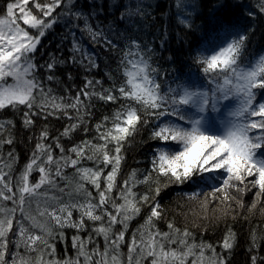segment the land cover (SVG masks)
<instances>
[{
    "label": "snow or ice",
    "instance_id": "snow-or-ice-1",
    "mask_svg": "<svg viewBox=\"0 0 264 264\" xmlns=\"http://www.w3.org/2000/svg\"><path fill=\"white\" fill-rule=\"evenodd\" d=\"M30 2L34 4L37 14L28 8ZM117 6V2L110 5L112 8ZM196 6L195 0H175L180 25L192 28L191 17ZM223 6L222 0L215 5L217 8ZM146 7L150 5H145L144 0H136L135 5L130 0L123 6L118 19L127 21L131 27L147 17ZM58 8L62 10L55 12ZM103 10L101 4L99 11L85 12L82 7H76V0H45L43 3L38 0H15L7 4L5 15L0 16V109H15L19 105L29 110L39 107L42 112L51 109L48 115L62 112L69 119L82 120L83 117L69 115L70 110L79 113L83 108L85 112L88 111L81 96L89 101L96 97L115 102L118 97L114 93L118 91L121 97L135 102V105L121 104L111 117V128L101 131L104 124L96 126L98 139L102 143L82 141L68 149V153H74L75 158L65 154L59 138L55 139V147L59 148L61 154L59 157L54 156L52 145L39 142L48 138L47 130L42 132L32 156L17 178L15 192L12 178L9 176L6 180L7 174L0 169V200L18 204L21 212V218L15 220L14 229V219L10 213L16 209L0 205V264H18V260L19 264H33L30 256H22L19 251L10 253L9 262L6 256L10 243L15 244L17 250L23 247L26 253L37 251L38 245L42 244L44 247L39 249L41 256L37 257L34 264H81L80 257H83V264H124L120 253L121 243L126 239L129 222L141 214L144 205H148L151 211L144 224L137 229L139 239L137 233H133L126 264H141L148 258L151 264H186L189 257H196L191 264H198V261L199 264L205 261L207 264H226L222 254L216 253L211 244L189 243L192 234L187 229L180 233L171 223L168 224L167 232L156 228L155 221L161 218V205L157 197L170 185L180 184L195 186L198 191L203 187H211L213 195L224 193L225 202L234 199L228 195L229 188L246 192L250 190L248 185H251L257 189L253 207L264 198V53L246 55L248 33L238 25L220 21V30L209 33L202 45L193 50L190 55L192 67L186 73L181 74L177 69L161 73L158 67L153 66V58L146 55V46L142 47L138 41L130 39L120 60L126 79L118 89L115 83L111 88L104 89L102 81L86 79L84 87L76 96L68 97L71 103H65L64 97L59 98L60 102L57 103L52 90H45L36 72L38 67H45L52 72L58 63L63 64L65 61H57L53 56L46 65L38 66L35 62L38 45L54 24L63 23L66 32L72 37L70 62L80 63L86 68L98 66L95 55L77 40L76 30L82 36L86 35L94 45L103 42L115 49L117 45L108 35L114 29L93 24ZM260 10L264 11V6ZM21 21L27 29L35 30L37 34L22 27ZM80 21H83V26ZM54 79L53 75L47 77L48 81ZM162 80L167 81L166 87ZM97 85L101 86L99 92L96 91ZM37 96L41 97L39 104L36 102ZM30 114L38 113L25 112L26 125L32 122ZM109 119L105 117L104 121L108 122ZM10 123L0 122V131ZM149 124H152L150 139L160 142L153 150L150 169L144 172L134 169L123 184L118 185L123 143L140 125ZM80 126L70 124L61 135L69 136ZM4 142L0 140V143ZM11 142L10 139L7 141ZM110 144L114 145V150L109 148ZM172 145L178 150H174ZM9 160H13L11 153ZM84 160L93 162L94 166H80ZM7 166L11 169L12 163ZM109 166L111 170L107 171L106 176L103 175ZM66 167L75 168L81 181L76 191L82 193V198L76 202L63 203L59 198L47 197L40 192L43 186L57 188L58 180L66 179L63 175ZM37 170L40 173L39 180L33 184L30 177ZM140 175L143 179L139 178ZM250 177L251 180L248 179ZM161 178L164 183H161ZM220 181L222 183L217 187ZM85 183L96 190L98 201L85 187ZM141 184L149 186L144 194L134 191ZM153 184L156 185L154 190L151 187ZM118 187L119 191L114 192ZM189 195L194 198L197 192ZM34 197H42L45 201L44 207L39 210V216L47 218L44 223L24 212V205L27 203L31 207ZM49 199L58 207H52L47 202ZM37 207L40 208L38 201ZM74 211L80 213L77 220L72 219ZM48 220L54 221L59 229L71 227L78 231L85 229L86 220L99 222L93 231L103 236V251L97 246L89 252L85 241L75 236V258L69 257L63 261L43 259L46 250H50L47 251L48 256H55L56 229L48 225ZM26 221L30 222L29 226H26ZM116 225H121L123 230L114 233ZM36 229L42 234H31ZM9 233L17 238L9 241ZM59 236L63 239L62 231ZM233 241L234 234L229 231L222 241V248L230 250ZM91 242L89 237L88 243ZM172 245L178 247L173 248ZM206 250H211V257L205 255ZM257 259L253 256L252 264H256Z\"/></svg>",
    "mask_w": 264,
    "mask_h": 264
},
{
    "label": "trees",
    "instance_id": "trees-1",
    "mask_svg": "<svg viewBox=\"0 0 264 264\" xmlns=\"http://www.w3.org/2000/svg\"><path fill=\"white\" fill-rule=\"evenodd\" d=\"M9 2H15V0H0V16L5 15L6 6ZM38 2L43 3L45 0H38ZM114 2H117L118 6L115 8L110 7ZM129 2L130 0H76V7H82L85 12L99 11V6L103 4L104 10L96 17L93 24H100L105 28L111 27L114 29L108 35L117 45L115 49L103 42L94 45L86 35L82 36L79 30H76V38L81 41L82 47L95 55L96 64L98 65L96 67L86 68L80 63L73 64L70 62L72 37L66 32V26L63 23L54 24L46 32L35 52L36 64L38 66L46 65L53 56L57 61L63 60L65 63H58L52 72L47 71L45 67H38L36 75L43 82L45 90L49 88L52 90V95L57 98V103L60 102L59 98L61 97L65 98V103H71L72 100L68 97L74 98L77 92L84 87L86 79L102 81L104 89L111 88L115 83L118 89L126 79L120 66V60L122 52L125 50V46L129 44L130 39H135L142 47L146 46V55L153 58V66L158 67L161 73L171 72L172 69H177L181 74L186 73L192 67L190 55L193 50L202 45L209 33L220 30V21L229 25H238L248 33L246 55L264 53V11L260 10L264 6L262 0H222L224 6L221 8L215 7L221 0H195L197 6L191 17V29L179 24L175 0H144L145 5H150L145 9L148 13L147 17L142 21L138 20L136 24L129 27L127 21L121 22L118 19L123 6ZM131 3L135 5L136 0H131ZM28 8L34 14H37L33 3L30 2ZM61 10L58 8L55 12ZM80 24L83 26V21H80ZM21 26L27 29V26H24L23 23H21ZM27 30L34 35L37 34L35 30ZM66 36L67 38H65ZM147 49H151V51L148 52ZM132 51H135V49H132ZM49 75H53L55 79L48 81L47 77ZM170 79L171 76L168 77V80ZM162 82L165 83L166 87L167 81L162 80ZM100 90L101 86L97 85L96 91L99 92ZM88 91L91 92L92 89H88ZM114 94L118 97L115 102H106L96 97H92L89 101L81 96V100L87 105L88 111L85 112L83 108L79 113L70 110L69 115L83 117L82 120L78 118L69 119L62 112L48 115L47 112L51 109L42 112L39 107L29 110L25 106L19 105L15 109L12 107L0 109V122L11 121L0 131V140L5 141L0 143V169L7 174L5 176L6 180L9 176L12 178L13 192L16 191L17 178L32 156L41 133L45 130H47L48 138L39 142L52 145L56 157L61 154L59 148L55 147L56 138H59L65 154L71 155L72 158H75V154L68 153L67 150L74 145H78L82 141L102 143L98 139L96 126L104 124L101 131H104L105 128H111V117L120 108L121 104L132 103L135 105L134 101L121 97L118 91ZM36 102L37 104L41 102L40 96H37ZM28 111L38 114H30L29 118L32 122L26 125L24 113ZM210 115L212 114L210 113ZM105 117L110 118L108 122L104 121ZM70 124H80L81 126L72 131L69 136H62L61 133ZM85 128H87V132ZM151 133L152 124L140 125L136 132L123 143L120 172L117 176L118 185H122L134 169L139 172L150 169L153 150L160 145L159 141L150 139ZM9 139L12 141L11 143H7ZM169 143L171 144V142ZM172 146L174 150H178L174 145ZM109 148L114 150V145L110 144ZM10 153L13 157L12 161L9 160ZM10 162L12 163L11 169L7 166ZM80 166L93 167L94 165L93 162L84 160ZM110 170L111 167L109 166L103 175L106 176L107 171ZM54 171L55 166H53ZM63 175L66 179L58 180L59 186L57 188L43 186L40 192L47 197L59 198L63 203L76 202L82 198V193L76 191L78 183L81 182L76 174V169L66 167L63 169ZM39 176V171H34L31 174L30 182L36 183ZM139 178L143 179V176L140 175ZM248 179L251 180L252 178ZM164 182V179L161 178V183ZM220 183L222 181L217 183L216 186L219 187ZM85 187L92 192L98 201L99 196L96 190L87 183H85ZM151 187L154 190L156 185L153 184ZM248 187L250 190L246 192H237L234 188H229L227 190L228 195L234 197V199L225 202L224 193L218 192L213 195L211 187H203L202 190L198 191L195 186L191 185H170L157 197L161 205V218L155 221L156 228L161 232H167L169 231L168 224L171 223L174 228L180 230V233L187 229L192 234L189 237V243L199 244L204 242L205 244H211L216 253L222 254L226 264H252L253 256L258 258L256 264H264V198L253 207L257 189L252 188L251 185H248ZM60 189H64V191L61 192ZM148 190L149 186L144 184L137 185L134 189L139 194H144ZM115 191H119V187ZM193 192H197L194 198L189 195ZM152 194L154 195V191ZM18 199L19 194L17 193ZM37 201L40 205L39 209ZM47 202L52 207H58L51 199ZM44 204L45 201L42 197H34L31 207L27 203L24 205V212L27 215L35 216L41 223H44L47 218L39 216V210L44 207ZM0 205L8 209H16L14 213H10L14 219L15 229V220L21 218L19 205H14L12 201L3 200H0ZM109 209L111 210L110 206ZM150 211V207L144 205L141 214L129 222L128 230L125 233L126 239L120 247L124 264L127 261L128 245L132 242L133 233L136 232L137 239H139L137 229L144 224ZM79 216L80 213L74 211L72 219L77 220ZM106 219L107 217H105ZM47 222L50 227L56 229L55 256H48L47 251L50 250H46L42 256L43 259L63 261L69 257L75 258L77 252V249L73 247V237L75 236H79L81 240L85 241L89 252L97 246H99L101 252L103 251L104 238L93 231V228L98 226L99 222L94 223L86 220L85 229L79 231L71 227L59 229L54 221L48 220ZM25 223L26 226L30 224L28 221ZM145 229H147L146 225ZM121 230H123L121 225H116L113 228L114 233ZM61 231L63 232V239H60L59 236ZM229 231L234 234L233 247L230 250H225L222 248V241ZM31 234L41 235L42 233L39 229H36ZM253 236H255V244H253ZM89 237H91V243H88ZM8 238L9 241H12L17 237L13 233H9ZM43 247L40 244L37 251L26 253L23 247L17 250L15 244L10 243L9 254L6 259L10 262V253L19 251L22 256H30L34 264L37 257L41 256L39 249ZM172 247L176 248L178 246L172 245ZM111 254H109V261ZM196 255H199L198 249ZM205 255L211 257V250H206ZM194 258L196 257H189L186 264H191ZM80 262L83 264V257H80ZM141 264H151V259L143 260ZM204 264H207V261Z\"/></svg>",
    "mask_w": 264,
    "mask_h": 264
},
{
    "label": "rangeland",
    "instance_id": "rangeland-1",
    "mask_svg": "<svg viewBox=\"0 0 264 264\" xmlns=\"http://www.w3.org/2000/svg\"><path fill=\"white\" fill-rule=\"evenodd\" d=\"M17 14H18V13H17ZM20 23H22V21H21Z\"/></svg>",
    "mask_w": 264,
    "mask_h": 264
}]
</instances>
